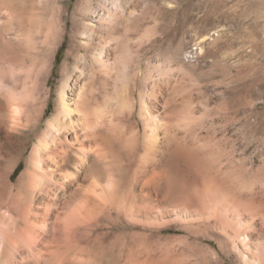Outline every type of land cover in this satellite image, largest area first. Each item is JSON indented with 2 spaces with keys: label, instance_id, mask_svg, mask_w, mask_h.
Returning <instances> with one entry per match:
<instances>
[{
  "label": "bare ground",
  "instance_id": "1",
  "mask_svg": "<svg viewBox=\"0 0 264 264\" xmlns=\"http://www.w3.org/2000/svg\"><path fill=\"white\" fill-rule=\"evenodd\" d=\"M53 1L47 17L0 0V264H264V181L238 167L237 93L197 111L192 67L143 68L134 0H78L41 123L68 23Z\"/></svg>",
  "mask_w": 264,
  "mask_h": 264
},
{
  "label": "rangeland",
  "instance_id": "2",
  "mask_svg": "<svg viewBox=\"0 0 264 264\" xmlns=\"http://www.w3.org/2000/svg\"><path fill=\"white\" fill-rule=\"evenodd\" d=\"M77 1L62 2L68 23L48 65L46 82L50 91L46 94L47 107L41 123L51 117L56 89L62 82L61 68L69 48V37L78 27ZM54 3L53 0H36L34 11L40 13V7L46 4L49 17ZM133 3L138 12L129 23L130 33L132 36L144 35L137 48L143 68L156 64L172 69L179 65L192 67L196 110L202 98L208 99L212 108L224 100L225 108L230 110L233 94L237 93L242 111L237 132L241 152H238V167L245 178L252 175L264 181V0H134ZM0 20H4L2 15ZM13 33L10 31L9 35ZM15 46L13 42L11 48ZM224 89L223 96L220 92ZM44 90L47 92V87ZM228 128L226 135L230 136L234 127ZM205 129L210 130V135L214 128L206 126ZM216 132L221 133L218 129ZM211 142L218 144L217 139H211ZM223 157L222 161L226 162L229 155ZM17 169L14 176L21 168ZM210 244L217 247L214 241ZM223 256L226 264H235L233 255Z\"/></svg>",
  "mask_w": 264,
  "mask_h": 264
}]
</instances>
